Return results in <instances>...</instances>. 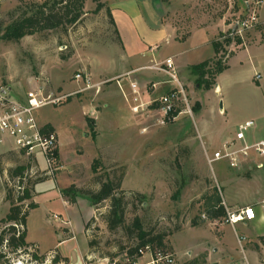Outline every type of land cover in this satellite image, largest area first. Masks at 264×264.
Returning <instances> with one entry per match:
<instances>
[{
    "label": "rangeland",
    "instance_id": "1",
    "mask_svg": "<svg viewBox=\"0 0 264 264\" xmlns=\"http://www.w3.org/2000/svg\"><path fill=\"white\" fill-rule=\"evenodd\" d=\"M44 1L0 0V22L6 26ZM99 1L104 8L93 14L95 4L86 0L85 15L73 27L61 26L16 42L0 40V84H9L16 94L23 96L41 86L56 94L74 92L83 88L73 80L81 72L89 76L92 86L35 112L38 123L50 125L57 137L60 169L52 175L40 156L31 162L9 146H0V235L6 233L4 240L12 223L1 222L11 202L17 204L11 171L31 164L34 177L41 180L31 189L38 204L27 211L25 221L24 242L31 247L12 255L3 243L0 264H78L81 255L82 264H109L118 248H132L135 239L120 228L109 232L101 219L109 201L92 206L87 197L98 190L99 183L121 174L118 192H123L126 205L124 227L137 218L146 231L165 234L166 248L177 264H204L205 256L219 255L213 251L217 225L226 224L225 218L209 220L203 203L215 190L221 198V179H252L247 189L264 199V159L250 155L235 168L225 161L209 166L200 142L210 154L221 145V135L233 140L244 121L254 124L244 132L246 141L264 138V0ZM252 12V26L240 31L237 19ZM157 26L165 31L164 37L153 33ZM221 35L232 41L218 55L229 63L216 80L218 89L204 90L192 70L195 65L190 66L183 79L177 76L190 112L185 109L161 124L155 101L168 87L153 94L152 85L171 83L147 67L174 50H181L180 58L188 63L202 61L211 56L213 41L223 42ZM127 70L131 72L124 75ZM129 92L132 97L125 96ZM259 163L262 168L257 167ZM70 187L74 190L63 197V190ZM223 191L230 198L238 190L231 184ZM133 194L145 200L140 203ZM223 228L229 235L222 253L241 256L231 228ZM16 230L21 232L19 226ZM88 242L94 247L89 249ZM261 255H257L259 263Z\"/></svg>",
    "mask_w": 264,
    "mask_h": 264
},
{
    "label": "built area",
    "instance_id": "2",
    "mask_svg": "<svg viewBox=\"0 0 264 264\" xmlns=\"http://www.w3.org/2000/svg\"><path fill=\"white\" fill-rule=\"evenodd\" d=\"M254 18L252 12L245 19H237L240 31L250 28ZM235 34L238 35L239 32ZM236 37L240 39L241 36ZM147 69L165 75L167 81L172 84V88L155 101L161 114V124L164 120L173 119L175 115L183 113L185 109L190 112L187 95L177 78L173 60L166 58L159 63H153ZM73 80L75 83L81 82L83 88L71 93L60 94L46 92L45 86H41L39 89L28 90L25 95L20 96L16 94V91H12L9 84H0V146H9L11 150L22 153L23 157L31 162L36 160V156H40L47 172L51 175L59 170L56 134L54 131L46 130L47 124L40 125L38 123L35 112L46 106H57L75 94L92 88L90 78L85 73L75 74ZM130 87L132 90L136 88L133 84ZM136 111L137 107L133 109V112ZM253 126V122H245L238 127L233 140L222 145L220 149L210 154L204 150L208 165L225 161L229 167L235 168L250 155L264 159V140L251 145L245 142L244 132ZM257 167L262 168V164L259 163ZM32 168L34 167L31 166L29 173L33 176ZM225 211V223L230 226L255 219L254 211L249 207L236 212ZM53 219L57 221L58 216L54 215ZM241 241L239 239L238 243ZM260 261L261 264H264V254L261 255ZM109 264H177V260L166 247L152 248L147 245L138 248L132 254L125 250Z\"/></svg>",
    "mask_w": 264,
    "mask_h": 264
},
{
    "label": "trees",
    "instance_id": "3",
    "mask_svg": "<svg viewBox=\"0 0 264 264\" xmlns=\"http://www.w3.org/2000/svg\"><path fill=\"white\" fill-rule=\"evenodd\" d=\"M91 1L95 4V9L92 13L98 14L104 8V4H102L99 0ZM85 2L86 0H45L41 4L37 6L35 5L34 10L30 11L28 15L24 14L22 17L11 21L6 26L0 22V40L16 42L26 36H32L43 31H51L61 26L63 28L73 27L78 24L81 18L85 15L83 12ZM106 15L108 16L110 23L113 24L114 22L109 9H106ZM221 36L225 37L223 35ZM231 41L232 40L227 37L224 38L222 43L218 40L213 41L211 46L214 57L192 66V70L204 90L209 91L213 88L216 84V78L228 69L227 64L222 62V59L218 58V55L220 51H222L223 45H229ZM236 44H241L238 37H236ZM91 123L92 122L90 121L89 127L90 131L93 132ZM46 130L53 131L52 127L48 124L46 125ZM18 154L23 156L20 152H18ZM95 165H97V161L93 162V173H95L96 170ZM30 168L31 164H28L27 166H19L14 168L9 175V178L14 180L12 191L15 195L14 201L17 204L14 205V203L11 202L8 213L5 219L1 222L4 224H12L7 229V233H9L8 240H4L6 233L3 232L0 235V246L5 243L6 247H8L9 253L12 255H20L18 250L29 246L24 242L25 221L28 215L27 211L36 208V205L32 203L33 196L31 195V189L41 181L29 173ZM122 177L123 174L115 180L108 178L104 183H99L100 186L96 192L87 194L92 206H96L104 201H109L107 213L101 215V219L104 221L109 232H113L120 228L127 232L126 234L129 239H135L137 242L132 248H118L113 255H110L111 260L124 253L125 250L132 254L138 248H142L147 245L152 248L166 247L164 241L165 234L159 233L153 235L152 232L146 231L141 227L140 221L137 218L133 220L131 226L124 227L126 205L124 204L123 192H118ZM72 190H74L72 187L63 190V197L65 196L66 198ZM133 196H135L140 203L145 200L143 195L133 194ZM7 197V199H10L9 196ZM26 202H28V204L24 205ZM203 203H205L206 214L209 220L216 221L225 218V208L222 205L221 198L219 197L217 190L213 192L212 197L205 198ZM17 226L21 228V232L16 230ZM87 226L88 225H86V227ZM87 247L91 249L94 247V243L88 242ZM3 257L4 256L0 254V260ZM54 259V261H58L57 258Z\"/></svg>",
    "mask_w": 264,
    "mask_h": 264
},
{
    "label": "crops",
    "instance_id": "4",
    "mask_svg": "<svg viewBox=\"0 0 264 264\" xmlns=\"http://www.w3.org/2000/svg\"><path fill=\"white\" fill-rule=\"evenodd\" d=\"M153 30H154L153 33L159 34V36H161V37L165 36V31H163L160 26L159 27L158 26L153 27ZM191 38H193V36L188 38L182 44L183 45L186 44ZM174 43H177V42H174ZM182 44H180V45H182ZM211 51H212V54L210 57H208L202 61H199L197 63H192V64L188 63L189 61L187 62L186 58H180L183 55L182 54L183 52L181 50H174V52H172L169 55H166L163 59H161L159 61H162L166 58H171L173 60L175 72H176L177 76H179L183 79L190 66L199 64L203 61H206V60L212 58V56H213L212 46H211ZM184 52H187V51H184ZM227 66L229 69V63H227ZM142 67L143 66H140L138 68H142ZM131 70L124 71V75L130 73ZM121 76H122V74L120 75V77ZM217 78H216V80H217ZM150 81L155 82L151 78H150ZM170 85L171 86H168V85L163 86V85H159L158 83H154V85H152L154 87L153 94H155V89L165 88V87H168V88L164 91L161 90L160 93H162V92H164L163 94L167 93V91H169L172 88V84H170ZM214 88L216 90L218 89L217 82H216ZM131 95L132 94H130V92H129L125 96L132 97ZM220 112H221V109H220ZM244 122H248V121H244ZM220 138L222 139L221 145L219 147H217V146L214 147V149L215 148L220 149L222 145L230 142V140H231V139L225 138V135H221ZM261 140H264V138H257V139H253L251 141L245 140V142H246V144L251 145V144H254V143L261 141ZM200 142H201V146H202L201 147L202 151L204 152V150H206L205 149L206 145L204 144V141L203 142L200 141ZM257 174H259V173H257ZM256 177H258V175H256ZM250 181H252V179H249V180H233L232 182H230V181L226 182V180L221 179V184H222L221 201H222V205L225 208V210H227L229 212H236L239 209L249 207V208L253 209L254 214H255V219L253 221H249V222H241V223H238L234 226H230L228 224L217 225L218 226L217 231H218L219 235L217 237V242L214 243L216 245V247L213 248V251L215 253H219V255H216L213 258H212V256H205L204 257V264H228V263L260 264L261 263V262L259 263V258L257 255L258 254H260V255L264 254V199L258 198L256 195L253 196L251 194V192L249 191V189H247L248 187H246V186L249 185ZM231 184L236 185L238 191H237V193L234 192L233 195L229 198V197H226L224 195L223 190L226 189ZM38 197H40V196H38ZM36 199H37V196H33L32 197V203L38 204V203H36ZM62 204L65 205L64 211H65V213H67L68 212L67 204L65 202H62ZM217 221H219V220H216L214 222H217ZM223 227H230L231 228L235 242L238 245V247H240V249H241V252H242L241 256H234L232 258L230 255H224L225 251H223V249L227 243V236L229 234H225ZM239 239L242 240L240 243H238ZM222 252H224V253H222ZM82 257H83V255L80 256V258L78 260V264H82L81 263ZM192 260H194V259H192ZM192 260H190V261H192Z\"/></svg>",
    "mask_w": 264,
    "mask_h": 264
}]
</instances>
